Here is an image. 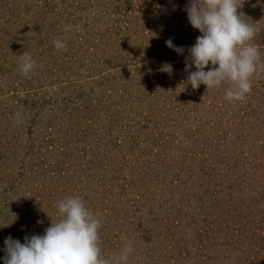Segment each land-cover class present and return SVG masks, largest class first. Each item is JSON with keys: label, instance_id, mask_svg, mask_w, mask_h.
Returning <instances> with one entry per match:
<instances>
[{"label": "rangeland", "instance_id": "obj_1", "mask_svg": "<svg viewBox=\"0 0 264 264\" xmlns=\"http://www.w3.org/2000/svg\"><path fill=\"white\" fill-rule=\"evenodd\" d=\"M187 3L0 0V264L71 195L105 256L131 241L129 264H264V71L243 101L185 85ZM239 3L264 60V0Z\"/></svg>", "mask_w": 264, "mask_h": 264}, {"label": "clouds", "instance_id": "obj_2", "mask_svg": "<svg viewBox=\"0 0 264 264\" xmlns=\"http://www.w3.org/2000/svg\"><path fill=\"white\" fill-rule=\"evenodd\" d=\"M241 8L239 0H188L184 7L188 22L201 35L187 49L185 85L194 90L205 85L208 91L228 83L224 99L230 102L243 101L252 91L253 78L264 71V60L252 42L259 29L248 22ZM72 27L66 26L65 32ZM66 40L54 39V47L66 50ZM166 45L180 55L185 52L171 38ZM19 57L20 73L25 77L34 73L36 61L32 56L24 52ZM161 71L171 75L172 65L165 63ZM16 115L19 118L20 114ZM56 207L58 219H51L44 234L25 236L23 243L11 236L5 238L4 264H129L132 242L128 241L118 254L105 256L100 244L101 220L79 195L59 200Z\"/></svg>", "mask_w": 264, "mask_h": 264}]
</instances>
